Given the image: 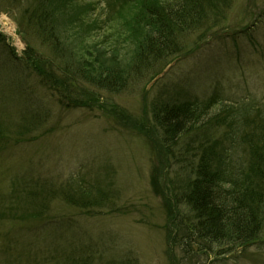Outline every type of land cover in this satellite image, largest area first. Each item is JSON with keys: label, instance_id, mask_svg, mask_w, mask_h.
I'll list each match as a JSON object with an SVG mask.
<instances>
[{"label": "rangeland", "instance_id": "rangeland-1", "mask_svg": "<svg viewBox=\"0 0 264 264\" xmlns=\"http://www.w3.org/2000/svg\"><path fill=\"white\" fill-rule=\"evenodd\" d=\"M105 2L78 0L70 22L58 12L62 3L53 4L66 54L78 61L98 50L105 57L130 58L133 46L123 41L125 28L119 21L113 29L106 28ZM0 6L4 33L0 42H7L19 56L31 46L48 60L54 61L55 55L61 58L32 32L20 29V10L15 5L1 0ZM226 19L211 33L202 29L185 35L184 55L175 61L164 59L143 82L137 77L138 84L133 81L110 94L102 91L104 110L63 108L34 76L29 79L32 72L24 64L6 63L8 54L0 44V120L9 126L20 122L19 103H25L34 112L32 116L44 118L27 135L30 141L16 146L11 136L3 138L9 141L0 145V215L13 188L35 179L57 185L97 183L109 188L114 204L112 209L84 215L56 201L49 221L22 234L15 232L16 225L5 214L0 217V264H66V256L83 248L106 260L132 259L135 264H174V258L175 264H264V233L253 245L231 253L207 254L197 246L183 247L184 231L173 230L165 200L171 194V182H178L181 172L189 171L182 168L184 163L174 165L166 156L169 153L162 146L154 119L158 97L162 102L189 100L199 107L212 104L213 112L222 107L235 110L232 116L221 114L223 130L217 137L214 130L219 145L230 149L234 160L245 157L244 132L238 122L249 123L251 130L252 123L264 120V0H236ZM223 27L226 32H221ZM207 34L209 39H203ZM13 70L28 76L33 92L7 91ZM242 102L255 108L252 117L244 111L239 115ZM114 110L128 118L126 126L111 112ZM6 125L4 130H8ZM154 176L157 192L152 185Z\"/></svg>", "mask_w": 264, "mask_h": 264}, {"label": "trees", "instance_id": "trees-1", "mask_svg": "<svg viewBox=\"0 0 264 264\" xmlns=\"http://www.w3.org/2000/svg\"><path fill=\"white\" fill-rule=\"evenodd\" d=\"M4 1L20 10V29L26 28L25 31L32 32L34 38L47 45L51 52L61 56L59 59L55 55V60L51 61L31 46L19 56L7 42L1 41V48L8 54L6 63L16 65L19 61L24 64L27 71L32 72L29 79L34 76L64 108L92 110L97 107L104 110L102 91L110 94L131 86L133 81L138 84L137 77L141 81L164 59L181 55L184 36L202 29L211 33L213 27L227 21L226 13L236 0H106L103 8L106 28L113 29L119 21V26L125 28L123 41L133 46L127 61L116 58V54L105 57L102 50L89 53V57L82 56L79 61L64 52L59 39L60 17L56 16L52 6L61 2L58 12L70 22L78 0ZM212 22L213 25L207 27L206 24ZM226 28L223 27L221 32H226ZM208 34L203 39H209ZM9 76L10 93L16 90L25 94L28 76L15 70ZM193 103L171 100L154 104L157 134L169 153L166 156L174 165L184 163L182 168L189 171L185 175L181 172L178 182H171V194L165 200L173 230H177L176 233L184 231L183 247L197 246L200 252L207 254L231 253L253 245L264 233V120L260 124L252 123L251 130L247 126L249 123L237 120L244 132L245 157L234 160L230 149L221 148L214 130L218 131L217 137L223 130L221 114L232 116L231 112L235 110L222 107L221 111L213 112L212 104L199 107ZM238 107L239 115L244 111L252 117V110H255L245 102ZM111 112L125 125L128 118L119 116L115 110ZM39 117L23 114L21 124L8 125V130H4L5 124L0 120V145H8L6 141L9 140L3 139L5 135L11 136L15 145L29 141L27 135L34 126V118L39 121ZM40 180L24 182L13 188L9 195L10 202L0 217L7 214L11 224L16 225L15 232L22 234L49 221L56 201L86 215L98 214L106 207L113 208L109 188H102L97 183L57 185ZM152 185L157 192L155 176ZM85 250L88 249L66 256L65 263H136L132 259L106 260ZM173 262L175 264V258Z\"/></svg>", "mask_w": 264, "mask_h": 264}]
</instances>
